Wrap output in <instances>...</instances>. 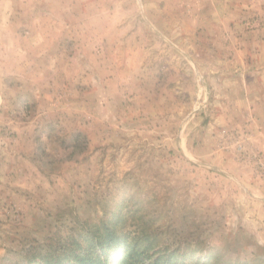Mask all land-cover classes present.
<instances>
[{
    "label": "rangeland",
    "instance_id": "374dc122",
    "mask_svg": "<svg viewBox=\"0 0 264 264\" xmlns=\"http://www.w3.org/2000/svg\"><path fill=\"white\" fill-rule=\"evenodd\" d=\"M263 8L0 0V264H39L109 220L264 264V101L235 112L225 92L237 65L264 84Z\"/></svg>",
    "mask_w": 264,
    "mask_h": 264
},
{
    "label": "trees",
    "instance_id": "16d2710c",
    "mask_svg": "<svg viewBox=\"0 0 264 264\" xmlns=\"http://www.w3.org/2000/svg\"><path fill=\"white\" fill-rule=\"evenodd\" d=\"M103 222L97 229H87L73 236L59 251L40 256L39 264H223L219 257L208 252L200 258L203 250L181 245L169 249L160 246L155 235L118 230L114 223ZM87 245H84V243ZM181 250V251H180ZM59 252V253H58ZM205 252V251H204ZM196 257V260H195ZM34 261V257L25 263Z\"/></svg>",
    "mask_w": 264,
    "mask_h": 264
},
{
    "label": "crops",
    "instance_id": "0c3cea01",
    "mask_svg": "<svg viewBox=\"0 0 264 264\" xmlns=\"http://www.w3.org/2000/svg\"><path fill=\"white\" fill-rule=\"evenodd\" d=\"M247 53H248L247 51H244V57L246 56L245 54H247ZM257 56L259 57L260 62H264V47H260L258 49ZM262 66H263V69L261 71H264V65H261L260 67H262ZM246 67H247V65H244V66H238L237 65V67H235V69H234L235 74H232L229 76V79H228L229 83H227L229 88H234L237 91H235L233 93L227 92V91H225V92H226V94L230 95L228 98L231 101V103L234 105L235 112H237V109L240 106V107L246 108V110H247L246 113L251 114L254 112L256 114L261 115L260 112L257 113L256 108L259 107L260 105H262V103L264 101L263 96H255L252 94V92L249 93V88L251 87V85L254 87H256L255 85H258V87H262V86H264V84L262 83V81H261V83L255 84V83H253V79H252V82L249 83L248 76L245 77V74H242V76H241L240 72L243 73L244 71H246ZM253 70H256V68ZM231 72H233V71H231ZM258 72H260V71H258ZM240 76L242 77V79L240 78ZM260 92H258V93H260ZM225 118L230 120L232 117L226 116ZM235 120H237V119H235ZM232 121H234V120H232Z\"/></svg>",
    "mask_w": 264,
    "mask_h": 264
},
{
    "label": "built area",
    "instance_id": "2783aa9c",
    "mask_svg": "<svg viewBox=\"0 0 264 264\" xmlns=\"http://www.w3.org/2000/svg\"><path fill=\"white\" fill-rule=\"evenodd\" d=\"M239 146H241V145H239Z\"/></svg>",
    "mask_w": 264,
    "mask_h": 264
}]
</instances>
